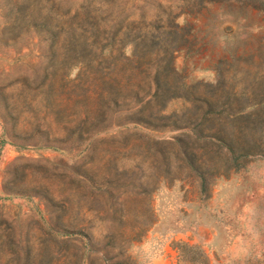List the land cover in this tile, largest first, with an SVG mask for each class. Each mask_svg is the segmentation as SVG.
<instances>
[{"label": "rangeland", "instance_id": "obj_1", "mask_svg": "<svg viewBox=\"0 0 264 264\" xmlns=\"http://www.w3.org/2000/svg\"><path fill=\"white\" fill-rule=\"evenodd\" d=\"M220 75L264 96V0H0V264H264V145L203 155Z\"/></svg>", "mask_w": 264, "mask_h": 264}, {"label": "trees", "instance_id": "obj_2", "mask_svg": "<svg viewBox=\"0 0 264 264\" xmlns=\"http://www.w3.org/2000/svg\"><path fill=\"white\" fill-rule=\"evenodd\" d=\"M168 54V52H165ZM168 67L154 74L155 95L166 93L163 75ZM225 80L218 76L216 93L199 97L197 125L203 140L204 156L217 149L221 156L235 161L262 153L264 141V96L248 86L226 90ZM264 89V88H263ZM189 116L186 121H192Z\"/></svg>", "mask_w": 264, "mask_h": 264}]
</instances>
